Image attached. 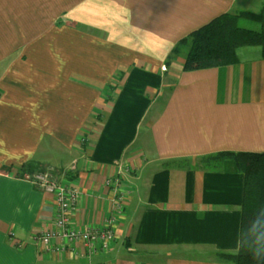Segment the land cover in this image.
I'll return each instance as SVG.
<instances>
[{"label":"crops","instance_id":"obj_1","mask_svg":"<svg viewBox=\"0 0 264 264\" xmlns=\"http://www.w3.org/2000/svg\"><path fill=\"white\" fill-rule=\"evenodd\" d=\"M263 5L0 0V264H233L218 255L239 248L244 174L209 156L264 152V58L185 69L188 48L170 55ZM40 172L79 189L75 227L115 217L109 248L36 241L56 214Z\"/></svg>","mask_w":264,"mask_h":264},{"label":"trees","instance_id":"obj_2","mask_svg":"<svg viewBox=\"0 0 264 264\" xmlns=\"http://www.w3.org/2000/svg\"><path fill=\"white\" fill-rule=\"evenodd\" d=\"M241 16L259 20L261 29L238 26L237 19ZM246 46H259L264 58V5L258 13L229 12L216 17L181 40L172 51L170 60L188 48L185 69L228 65L240 61V49ZM209 157L232 159L244 174L239 248L236 252L221 253L219 258L233 264H264V257L254 258L251 241L245 236L260 210L264 209V152H227ZM258 227H264V218Z\"/></svg>","mask_w":264,"mask_h":264},{"label":"built area","instance_id":"obj_3","mask_svg":"<svg viewBox=\"0 0 264 264\" xmlns=\"http://www.w3.org/2000/svg\"><path fill=\"white\" fill-rule=\"evenodd\" d=\"M163 68L166 67L163 66ZM34 180L43 190L53 194L56 202L54 229L40 232L36 236V241L48 245L52 238H62L82 241L88 247H93L95 243L100 242L104 249L109 248L116 237L114 216L108 218L106 225L101 228H77L71 223V214L77 205L79 189L70 183L56 181L48 172L38 173ZM120 182V177L113 180L115 188L119 187Z\"/></svg>","mask_w":264,"mask_h":264},{"label":"clouds","instance_id":"obj_4","mask_svg":"<svg viewBox=\"0 0 264 264\" xmlns=\"http://www.w3.org/2000/svg\"><path fill=\"white\" fill-rule=\"evenodd\" d=\"M262 218H264V209L260 210L257 219L245 233L246 238L251 241L253 255L256 259L264 257V227H258L261 224Z\"/></svg>","mask_w":264,"mask_h":264},{"label":"rangeland","instance_id":"obj_5","mask_svg":"<svg viewBox=\"0 0 264 264\" xmlns=\"http://www.w3.org/2000/svg\"><path fill=\"white\" fill-rule=\"evenodd\" d=\"M237 25L240 27L253 29V30H260L261 29V22L257 19L251 18V17H245V16L239 17L237 19ZM245 48H255L257 50H260L259 46H246V47H242L240 50L242 51Z\"/></svg>","mask_w":264,"mask_h":264}]
</instances>
